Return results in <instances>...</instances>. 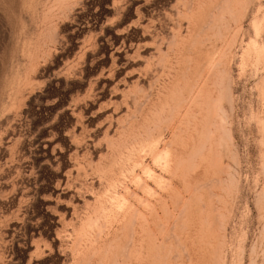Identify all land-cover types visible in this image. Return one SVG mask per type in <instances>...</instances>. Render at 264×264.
Here are the masks:
<instances>
[{"label":"rangeland","instance_id":"374dc122","mask_svg":"<svg viewBox=\"0 0 264 264\" xmlns=\"http://www.w3.org/2000/svg\"><path fill=\"white\" fill-rule=\"evenodd\" d=\"M16 263L264 264V0H0Z\"/></svg>","mask_w":264,"mask_h":264},{"label":"bare ground","instance_id":"6f19581e","mask_svg":"<svg viewBox=\"0 0 264 264\" xmlns=\"http://www.w3.org/2000/svg\"><path fill=\"white\" fill-rule=\"evenodd\" d=\"M163 1V0H162ZM166 3V2H165ZM165 5V4H164ZM54 240V239H53ZM26 254V253H25ZM26 263V262H25ZM17 264V263H16Z\"/></svg>","mask_w":264,"mask_h":264}]
</instances>
